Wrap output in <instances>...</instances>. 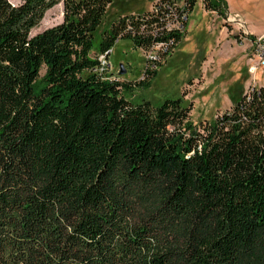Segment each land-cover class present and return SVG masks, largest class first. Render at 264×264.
I'll use <instances>...</instances> for the list:
<instances>
[{"label": "trees", "instance_id": "1", "mask_svg": "<svg viewBox=\"0 0 264 264\" xmlns=\"http://www.w3.org/2000/svg\"><path fill=\"white\" fill-rule=\"evenodd\" d=\"M184 1L0 0V264H264V84L196 124L183 96L126 97L161 63L93 72L123 38L175 46Z\"/></svg>", "mask_w": 264, "mask_h": 264}, {"label": "rangeland", "instance_id": "2", "mask_svg": "<svg viewBox=\"0 0 264 264\" xmlns=\"http://www.w3.org/2000/svg\"><path fill=\"white\" fill-rule=\"evenodd\" d=\"M8 1L19 5L23 0ZM124 1L136 3L135 10H142L151 9L157 0ZM176 2L183 9L188 8L184 0ZM114 11L115 7L110 6L108 15ZM182 17V24L177 20L167 24L179 27L181 40L173 47L156 46L157 57L151 50L136 49L130 40L120 39L109 54L106 77L140 80L151 57L161 63L155 76L148 87L132 85L126 97L158 103L165 97L180 95L191 105L190 120L204 123L229 110L232 97L264 84V67L257 68L255 75L249 72L257 64L254 41L264 38V0H195ZM62 19L60 2L45 12L30 35L59 24ZM121 65L125 73L119 75Z\"/></svg>", "mask_w": 264, "mask_h": 264}, {"label": "built area", "instance_id": "3", "mask_svg": "<svg viewBox=\"0 0 264 264\" xmlns=\"http://www.w3.org/2000/svg\"><path fill=\"white\" fill-rule=\"evenodd\" d=\"M182 19H183V17H182ZM175 20H177V22H179V23H181L182 24V22L183 21H181L178 17L177 18H175ZM176 22V23H177ZM170 28H176V29H179V27L177 26V27H170ZM180 30V29H179ZM255 47H254V53H255V56H256V58H257V64H256V66H254V67H251L250 69H249V72L251 73V74H253V75H255V73H256V71H257V68H259V67H264V38H258V39H256L255 41ZM166 45H171V44H166ZM166 45H164L163 43H158V44H156L153 48H151L150 50H151V52H152V54H154L153 53V49H155V47L156 46H160V47H163V48H168L169 46H166ZM111 50H112V48L111 49H109L106 53H104V54H101L100 56H99V64H98V66L97 67H95L94 69H93V72H96V73H98V74H101V75H103L104 77H106V73L109 71L108 70V68H109V66H110V63H109V54L111 53ZM149 51V50H148ZM158 55H154V57H157ZM151 58V57H150ZM150 58H148V60H151V61H154V59H150ZM150 61H148V63H149ZM157 62V61H156ZM148 63H147V65H148ZM150 64V63H149ZM147 65H146V67H147ZM148 67H151V65L149 66L148 65ZM107 78V77H106ZM108 79H115V78H108ZM255 88V86H252V88L250 89V91L249 92H251L253 89Z\"/></svg>", "mask_w": 264, "mask_h": 264}, {"label": "water", "instance_id": "4", "mask_svg": "<svg viewBox=\"0 0 264 264\" xmlns=\"http://www.w3.org/2000/svg\"><path fill=\"white\" fill-rule=\"evenodd\" d=\"M124 73H125V70H124V68H123L122 65H121L118 74H119V75H122V74H124Z\"/></svg>", "mask_w": 264, "mask_h": 264}]
</instances>
